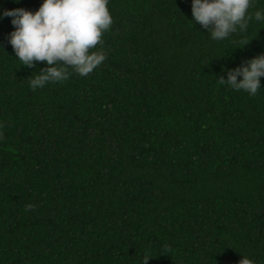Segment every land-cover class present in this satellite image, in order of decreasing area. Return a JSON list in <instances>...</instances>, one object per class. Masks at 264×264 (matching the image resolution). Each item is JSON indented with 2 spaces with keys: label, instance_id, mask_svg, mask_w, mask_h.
Masks as SVG:
<instances>
[{
  "label": "trees",
  "instance_id": "obj_1",
  "mask_svg": "<svg viewBox=\"0 0 264 264\" xmlns=\"http://www.w3.org/2000/svg\"><path fill=\"white\" fill-rule=\"evenodd\" d=\"M108 8L106 60L35 91L46 62L22 65L0 19V264H264V77L218 80L264 53V23L216 41L191 0Z\"/></svg>",
  "mask_w": 264,
  "mask_h": 264
},
{
  "label": "clouds",
  "instance_id": "obj_2",
  "mask_svg": "<svg viewBox=\"0 0 264 264\" xmlns=\"http://www.w3.org/2000/svg\"><path fill=\"white\" fill-rule=\"evenodd\" d=\"M108 4L109 0H43L34 12L16 8L0 13V19L12 17L14 30L7 40L16 59L33 68L36 62H46L30 79L33 91L48 83L68 80V69L85 77L106 60L103 51L94 49L113 24ZM252 4L253 0H191V21L199 23L211 39L224 41L237 31H246L253 19L264 23V10L249 13ZM224 71L226 78L218 79L222 85L255 96L262 88L264 53ZM240 264L253 262L242 256Z\"/></svg>",
  "mask_w": 264,
  "mask_h": 264
}]
</instances>
